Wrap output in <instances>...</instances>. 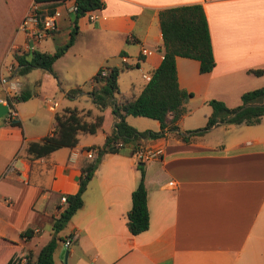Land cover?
Here are the masks:
<instances>
[{"label":"crops","instance_id":"0c3cea01","mask_svg":"<svg viewBox=\"0 0 264 264\" xmlns=\"http://www.w3.org/2000/svg\"><path fill=\"white\" fill-rule=\"evenodd\" d=\"M31 2L0 0V100L21 87L32 92L0 117V258L17 248L31 260L35 257L65 203L60 196L76 190L83 169L96 158L86 157L83 147L100 146L110 134L115 118L110 104L99 108L93 101L89 90L97 83L92 75L100 66L118 67L114 97L136 95L145 82L141 72L151 71L162 57L158 10L196 2L205 14L214 64L199 72L196 59L175 56L177 84L191 92L177 128L139 136L124 150L116 147L99 155L82 204L64 225L63 237L75 233V238L66 247L57 242L53 261L57 256L63 258L61 264H264V113L254 124L230 122L221 130L217 123L190 132L204 125L208 99L232 107L242 91L264 83V0H102L101 8L90 10L93 20L87 11L77 17L63 13L55 29L38 41L26 40L17 28ZM72 25L73 41L55 58L68 52V78L54 67L55 60L52 72L32 67L14 74L13 53L25 41L52 52L67 39L61 30L68 36ZM142 46L151 52L140 53ZM84 67L88 77L83 85L78 72ZM130 67L136 73L125 71ZM256 68L261 72L249 71ZM75 87L80 90L66 92ZM194 98L201 112L192 122ZM65 107L75 108L85 121L101 115L100 125L93 132L79 130L72 146L32 156L27 143L50 133L54 114ZM8 116L19 123H10ZM124 120L136 130H158L154 118L126 114ZM84 133L94 137L80 141ZM140 142L161 146L162 154L142 162L148 224L131 234L125 213L139 178L131 152ZM10 163L13 168L4 172ZM63 247L65 257L59 252Z\"/></svg>","mask_w":264,"mask_h":264},{"label":"trees","instance_id":"16d2710c","mask_svg":"<svg viewBox=\"0 0 264 264\" xmlns=\"http://www.w3.org/2000/svg\"><path fill=\"white\" fill-rule=\"evenodd\" d=\"M40 7H46L51 11L52 7L62 0H34ZM76 6L73 11L74 17L84 12L101 8L102 0H72ZM158 21L161 34L162 57L156 67L149 71L150 77L144 82L139 92L130 98H115L118 92L116 77L118 67H107L105 75H98V69L91 79L97 84L89 90L93 101L101 108L105 104L111 105V112L115 118L110 134L106 135L100 146L87 145L83 148H96V158L89 163L78 179V186L72 193L64 194L65 203L59 214L51 222V234L40 246L35 257L31 260L29 253L21 248L14 249L7 258H0V264H54L53 251L58 241L64 237L58 232L64 227L70 215L82 204L81 194L86 186L87 180L103 151L118 150L110 147L116 140L127 147L133 144L139 136H157L177 128L176 121L185 111V102L191 95L190 91L180 88L176 81V69L174 58L176 55L194 58L198 61V71L205 72L211 69L214 64L208 27L203 8L200 3H184L158 10ZM75 28L72 25L67 39L63 45L54 51H41L36 49L14 51L15 64L12 71L15 75H22L32 67L44 68L52 72V62L58 57L74 38ZM258 74L261 69H249ZM78 87L67 90L75 92ZM32 94L28 87H21L14 94H3L7 103L9 114L13 104L24 100ZM240 102L232 107L226 106L223 101L210 98L207 103L210 111L206 115L202 127L192 129L190 132H202L210 126L220 122H233L254 124L259 122L264 113V84L244 90L239 95ZM126 114L142 115L154 118L158 121V130H136L124 120ZM101 115H95L92 121H85L77 113L75 108L65 107L61 113L54 114L55 127L51 133L42 136L38 140H31L27 143L26 150L32 156H41L59 146H72L77 141L76 133L81 131L93 132L100 125ZM10 123H19L18 119L8 116ZM180 136L179 132H176ZM186 139L184 135L180 136ZM120 146V147H121ZM109 147L111 149H109ZM119 147V148H120ZM126 147V148H127ZM142 162L136 163L139 168V178L130 191V207L125 213V223L131 234L138 233L146 228L148 224V213L146 208V192L143 182ZM59 207V206H58ZM26 232V231H25ZM22 256L25 259L21 261Z\"/></svg>","mask_w":264,"mask_h":264},{"label":"built area","instance_id":"2783aa9c","mask_svg":"<svg viewBox=\"0 0 264 264\" xmlns=\"http://www.w3.org/2000/svg\"><path fill=\"white\" fill-rule=\"evenodd\" d=\"M75 9L76 6L72 0L71 1L62 0L58 2L52 7L51 11L47 10L46 7L43 8L40 7L39 3L32 0L26 12L18 22L17 28L23 32L26 40L30 38L33 41H38L49 31L55 29L56 20L58 17H60L63 13L73 12ZM87 17L89 20L94 19V15L90 10L87 11ZM22 49L31 50L33 49V45H31L28 41H25ZM139 51L142 54H148L151 52L149 48L144 46H142ZM97 72L98 75H105L108 72V68L106 66H100ZM141 77L145 81H147L150 77V74L149 72L142 71ZM53 129L54 128L51 129L50 133L53 131ZM121 145L122 142L120 140L115 142V147L119 148ZM84 152L86 157L93 158L95 157L97 151L95 147H89L85 149ZM161 154H162L161 146H148L141 142L135 143V145H133V150L131 152V156L136 163L158 158L161 156ZM12 168H13L12 164L10 163L7 165L4 172L9 171ZM60 201L65 202L64 196H60ZM60 211L61 208L59 209V212ZM74 238H75V233H69L63 239L64 246L66 247L70 242H72Z\"/></svg>","mask_w":264,"mask_h":264},{"label":"rangeland","instance_id":"374dc122","mask_svg":"<svg viewBox=\"0 0 264 264\" xmlns=\"http://www.w3.org/2000/svg\"><path fill=\"white\" fill-rule=\"evenodd\" d=\"M58 32H60V30H56L54 33H56V34H60V33H58ZM63 33V35H65V37H67V33L64 31V29H62L61 30V34ZM65 57H68V52H67V54H66V56H64V58H60V59H58V60H55V64H54V67L55 68H57L60 72H61V74H62V76H66L67 78H68V62L66 61V59H65ZM63 68V69H62ZM66 68V69H65ZM66 70V71H63V70ZM87 69L84 67L83 69H81V70H79V72H78V76H79V83L80 84H85V81H86V79H87V77H88V75H86L87 74ZM125 71H133V72H135L136 73V68L135 67H130V68H127V69H125ZM31 76H33V72L30 74V77ZM119 83H120V86H123V84H124V81H119ZM262 84H264V83H262ZM262 84H258V85H256V86H253V87H251V88H254V87H257V86H260V85H262ZM36 84H33V83H30V86H35ZM31 87V88H32ZM251 88H249V89H251ZM247 90V89H246ZM57 94H58V92H56ZM58 96V95H57ZM240 102V100H238V103ZM198 99H193V101H191L190 102V107L193 109V117L191 116L190 117V120L192 121V122H195V119H194V116H195V114L196 113H198V115H199V118H200V113L199 112H201L200 111V109H197L198 108ZM237 103V104H238ZM236 104V105H237ZM235 106V105H234ZM229 124V126H231L230 124V122H222V123H218V127H219V129H221L222 130V126L221 125H228ZM232 130H234V127H233V129ZM214 132H216L215 130H214ZM90 137H94V136H90L88 133H84V134H80V136H79V139H80V141H86L87 139H89ZM226 137V136H225ZM127 147V145L124 143L123 144V146H121L120 147V149H125ZM142 166V165H141ZM137 167V166H136ZM137 170L139 171V168L137 167ZM65 230H66V227L64 226L59 232H58V234H59V236H61V237H63V235H64V233H65ZM55 257V261H56V264H61V263H64V260H63V258L61 257V258H59V257H57V256H54Z\"/></svg>","mask_w":264,"mask_h":264},{"label":"water","instance_id":"95a60500","mask_svg":"<svg viewBox=\"0 0 264 264\" xmlns=\"http://www.w3.org/2000/svg\"><path fill=\"white\" fill-rule=\"evenodd\" d=\"M7 111H8L7 103H6L5 101L2 102V101L0 100V117H1L2 115L6 114ZM138 163L140 164L141 162H138ZM59 252H60V255H61V256H64V257H65L67 250H66L65 247H63V248L60 249Z\"/></svg>","mask_w":264,"mask_h":264}]
</instances>
